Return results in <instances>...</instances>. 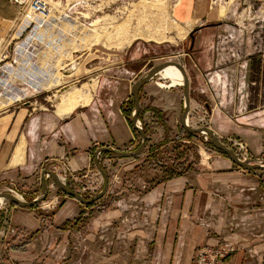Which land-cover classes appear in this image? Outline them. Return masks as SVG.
I'll return each mask as SVG.
<instances>
[{
    "label": "rangeland",
    "instance_id": "obj_1",
    "mask_svg": "<svg viewBox=\"0 0 264 264\" xmlns=\"http://www.w3.org/2000/svg\"><path fill=\"white\" fill-rule=\"evenodd\" d=\"M183 1L62 0L63 6L54 8L47 18L44 17L35 24L25 23V19L21 17V22L25 23V31L20 39L13 41V32L0 43V126H4L2 121L7 114H13L16 119L20 111L32 112L33 116L24 122L22 128L28 130L37 116L42 122L46 117L44 115H55L59 100H67L69 95L65 94L58 100L56 96L69 89L71 93L79 90L82 97L91 96L92 100L95 97H121L122 100L130 97L133 100L132 89L137 81L155 66L173 62L185 68L190 80L189 126L194 129L209 127L216 130L221 142L235 153H241L240 144L245 143L251 155L255 159L260 158L259 165H264V155L254 151L251 143L238 134L236 128L217 131L218 124L226 121V116L233 121L237 119V112L242 111L238 110L242 102L247 103L248 100L249 112L264 110L262 71L256 69V64L253 63L250 65L251 70L246 71L243 66L242 73L236 72L239 64L245 65V55L264 52V13L255 14L259 7L252 13H245L241 6L243 0H232V3L227 4L223 0L214 9L219 12L222 7L225 8L224 17L220 21L190 26L176 16ZM187 2L188 0L185 1ZM202 31L206 32L202 34ZM208 32L211 36L204 34ZM192 34L194 40L191 39ZM202 42L208 49L213 47L214 51L205 62V56L200 52ZM215 52L216 56L213 54ZM209 57L215 59V65L213 61L210 62ZM161 84L168 86L170 83L157 75L140 90L139 122L144 133L145 130L147 132V144L141 156L128 158L132 165L136 164L134 170L123 169L118 174L116 163L122 159H107L112 156L106 154L108 152L101 153L100 157L104 161H99V164L107 173L109 184L112 181L114 186L117 185V192L111 195L108 191L103 197L105 201L100 202L102 198L88 207L90 205H83L65 194L55 186L50 176H46L49 195L43 203L36 206L43 218L41 222L44 228L34 235H37L39 250L45 248L46 232L50 233V241L51 237L54 241L59 238L60 231L51 236L52 230L56 229V213L67 204L74 203L82 205L79 206L82 211L73 221L62 225L61 230L71 237L66 254H63L62 264H153L157 251L155 245H141L136 238L143 214L137 208L132 210L126 206V202L141 198L161 183L189 177L198 171L197 167L211 169L207 162L214 157L224 156L211 144L210 137L205 140L206 134L191 138L187 136V131L179 122L185 106L184 89H168L161 87ZM128 106L129 110H133L131 118H128L126 111L124 115L133 128L135 107L132 103ZM219 106L223 111L222 117L215 113ZM79 110L80 108L76 111ZM71 115L65 119H69ZM230 124L231 127L235 126ZM134 133L136 137L123 151L132 152L141 145L140 134L135 129ZM16 144L13 141L0 144V155L11 154ZM102 148L109 147L98 148L93 155L94 161L96 152ZM153 153L156 154L155 161L150 158ZM200 164L203 166H199ZM167 168L179 170L181 175L170 177ZM67 169L72 172L70 167ZM45 170L54 172L53 165L40 170V178L32 187L23 185L14 177L0 176V193L16 192L26 202L40 198L42 173ZM239 170L249 173L240 167ZM75 173L79 174L78 177L70 176L66 183L71 191L89 199L103 189L104 178L96 165ZM256 174L261 180L259 190L262 195L258 199L261 202L257 203L260 208L254 207L258 208L255 212L251 207L246 214L252 215V221L256 220L253 226L255 229L248 231L247 228L240 234L239 228L235 226L234 231H231L232 235L235 234L232 239L228 238L230 240L219 246L198 247L193 260L201 247L222 246L224 249H232L231 255L243 254L244 264H264V219L259 220L256 215L264 211V171ZM108 195L110 196L105 198ZM116 199L122 201L119 205L123 208L119 218L112 221V226H103L105 228L94 232L88 230L87 226L91 222H110L106 214L113 209L112 204H115ZM17 209L23 208L8 201L1 207V238L18 234L19 231L13 225V213ZM6 210L10 212L8 222L5 220ZM232 217L234 219L233 215ZM262 217L264 218V213ZM26 238L29 241L33 237ZM141 248L147 251L143 255ZM193 260L190 264H195Z\"/></svg>",
    "mask_w": 264,
    "mask_h": 264
},
{
    "label": "crops",
    "instance_id": "obj_2",
    "mask_svg": "<svg viewBox=\"0 0 264 264\" xmlns=\"http://www.w3.org/2000/svg\"><path fill=\"white\" fill-rule=\"evenodd\" d=\"M185 1L176 11V16L190 26H198L197 24L203 26L206 22L220 21L224 17L225 8L222 7L217 12L214 10L217 7H212L211 0H188L187 3ZM21 20L19 10L10 0H0V43L9 38L13 32L11 39L13 41L20 39L25 31L23 27L25 23ZM203 32L206 31L200 33ZM204 34L211 36L210 32ZM204 45L202 42L200 52L206 57H203L205 62L208 55L214 51L213 47L208 49ZM213 54L216 56V52ZM219 55L218 53V61ZM209 58L215 65V59ZM245 59V65L239 64L236 72L242 73L244 67L248 71L250 65L254 63L256 69H260L264 76V52L245 55ZM65 94L69 95L68 99L59 100L55 115H44L46 117L42 122L37 116L28 130H22L24 122L34 113L20 111L16 119L13 114L3 117L4 126H0V144L12 143V141L19 144L15 145L11 154L0 155V176L14 177L23 185L32 187L40 178V170L47 165L54 167L64 163L72 171H84L95 165L93 155L98 148L107 146L123 151L129 147L136 137L134 128H131L124 115L130 97L123 100L121 97H95L92 100L91 96L82 97L79 90L71 93L69 89L56 96L57 100ZM78 108L80 110L76 111ZM238 110L242 111L237 112V119L233 121L226 116V121H220L218 124L217 131L236 128V132L251 143L254 151L264 155V110L249 112L248 100L247 103L242 102ZM215 113L222 117L223 111L220 106ZM69 115L71 117L65 119ZM230 123L235 126L231 127ZM126 160L130 159L117 161L115 169L118 170V174L123 169L134 170L136 164L132 165L131 160ZM207 163L211 169L197 167L198 171L189 177H179L161 183L141 198L126 202V206L132 210L137 208L140 214H143L136 238L141 245H155L157 251L154 254L153 264H190L198 247L219 246L224 241L232 239L235 234L232 235L231 231H234L235 226L239 228L240 234L247 228L248 231L255 229L253 226L256 220L252 221V215L246 214L251 207L255 212L260 208L257 206V203L261 202L259 200L262 195L259 190L261 188L259 176L253 172H242L228 156L214 157ZM131 176L133 177L134 173ZM114 185L111 181L109 187L111 195L117 192V185ZM103 201L104 198L100 202ZM114 201L116 202L112 204L113 209L105 213L110 222L101 223L98 220L91 222L87 226L88 230L94 232L105 228L103 226H112V221L119 218L123 208L119 205L122 203L121 200ZM79 206L82 205L69 203L56 213L54 220L56 229L52 230L51 236L54 232L60 231L59 238L54 241L51 237L50 241L48 239L50 233L46 232L45 248L42 250H39L37 235L34 236L44 229L41 222L43 218L39 215L36 206L14 211L13 225L19 232L16 236L0 237V262L8 264H54L55 262L56 264L57 261V264H62L63 254H66V247L70 245L71 238L61 230L62 225L80 215L82 207ZM263 213L264 211L256 214L259 220L264 219ZM26 237L35 239L30 238L26 241ZM24 244L25 247H22ZM143 252L147 251L141 248V255ZM242 255L241 253L231 255L226 260V264H244Z\"/></svg>",
    "mask_w": 264,
    "mask_h": 264
},
{
    "label": "water",
    "instance_id": "obj_3",
    "mask_svg": "<svg viewBox=\"0 0 264 264\" xmlns=\"http://www.w3.org/2000/svg\"><path fill=\"white\" fill-rule=\"evenodd\" d=\"M169 65H173L177 69H179V71H181V73L183 75V79H184L183 89H184L185 106H184V112L179 119L181 126L190 134H194V135L206 134L208 137H210L211 144L218 151L225 153L231 159V161H233L240 168H242L246 171H249V172H253V173L263 172L264 171L263 165L252 163L251 161H241L237 157L235 152L233 150H231L229 147H227L223 142H221L218 135L209 127L194 129V128L189 126V124L187 123V121H188L187 119H188V116H189L190 111H191V97H190V83H189L190 80H189V77L187 75V71L185 70V68L181 64L171 63V62H166V63H163L161 65L155 66L144 77H142L139 81H137L135 83V85L133 86L132 96H133V100H134V104H135V109H134V113L132 116V125H133V128L141 136V139H142L141 145L135 151H132V152L116 151V150H112L109 148H102L96 152V155L98 153L108 152V153L112 154L111 158H113V159H128V158L139 157L143 154V152L145 151V148H146V144H147V137H146V134L144 133L143 129L141 127H139V114H140V110H141L140 98H139L140 90L142 89L143 86L148 84L155 76L159 75L161 73V71ZM99 161L100 160L96 158L95 159V165H96L98 171L102 174V176L104 178V187L98 195L91 197L89 199H86L82 195H80L74 191H71L63 182H61V180L59 179V176L55 172L47 171V170L43 171V173H42V196L40 198H37L36 200H33L31 202H26V201L19 200L15 195H13L11 193H0V198H3L4 200H6V201H8V202L20 207V208H23V209L33 208V207L39 205L40 203H43L49 195V186H48V181L46 179V176L48 175L53 180L55 186L57 188H59L61 191H63L65 194L72 197L74 200L78 201L79 203H81L83 205H91V204L101 200L108 193L109 186H110L109 177H108L107 173L105 172V170L100 166ZM0 264H8V263L0 262Z\"/></svg>",
    "mask_w": 264,
    "mask_h": 264
},
{
    "label": "built area",
    "instance_id": "obj_4",
    "mask_svg": "<svg viewBox=\"0 0 264 264\" xmlns=\"http://www.w3.org/2000/svg\"><path fill=\"white\" fill-rule=\"evenodd\" d=\"M10 1L14 6L17 7L22 18H24L25 20L27 19V21H30V23H33V24L36 23V22H33L32 20L33 15L44 16L49 13L50 4L48 3L47 0H10ZM221 1L223 0H211V5L214 6L218 2H221ZM241 6L244 7L245 13L246 12L252 13L254 12V10H256V7H259L255 14L263 15L261 11L262 9H264V0H243L241 3ZM262 20H264V15H263ZM139 127H141L140 122H139ZM204 138L205 140H208L209 137L207 136ZM240 150H241V153H235V154L241 161H251L252 163L260 164L259 163L260 158L255 159L256 157L254 158V156L251 155L245 143L240 144ZM100 156H101V153H98L97 155H95L97 159L103 162L104 160L101 159ZM107 159H113V158L109 157ZM53 168H54V172L59 176V179L61 180V182H63L65 185L70 176L77 178L79 175L75 173L77 171H72V172L69 171V169H67L64 163L61 166H54ZM84 177L86 176L84 175ZM53 187L54 186H52V188ZM83 189L85 190V188ZM10 193L13 194L14 192L10 191ZM5 214L7 215L5 220L8 222L10 212L6 210ZM232 252H233L232 249H224L222 246L217 247V248L216 247L211 248L208 246L201 247L198 250V253L193 261L195 262V264H226V259L231 255Z\"/></svg>",
    "mask_w": 264,
    "mask_h": 264
},
{
    "label": "bare ground",
    "instance_id": "obj_5",
    "mask_svg": "<svg viewBox=\"0 0 264 264\" xmlns=\"http://www.w3.org/2000/svg\"><path fill=\"white\" fill-rule=\"evenodd\" d=\"M47 1L50 4V6H49V13L44 15L46 18L49 16V14H51V12L54 8L58 9L62 5V2H61L62 0H47ZM221 3H222V1L218 2L216 5H214L212 7H218ZM224 3H226V4L232 3V0H226ZM60 9H62V8H60ZM261 13H264V9H262ZM44 16L33 15L32 20H33V22H37V21L41 20L42 18H44ZM25 21L27 23L30 22V21H27V19ZM184 34H185V32L182 34V36ZM171 63H173V62H171ZM159 76L162 78V80L170 83L168 86H164L163 84H161V87H168V89H169V88H173V87H183V85H184V79H183V75H182L181 71H179V69H177L173 65H169L166 68H164L161 71V73L159 74ZM187 123H188V121H187ZM213 131L217 134V132L215 130H213ZM8 193H10V192H8ZM13 195H15L19 200L23 201L22 197L19 194L14 192ZM5 201L6 200H4L3 198H0V209L3 206V204L5 203Z\"/></svg>",
    "mask_w": 264,
    "mask_h": 264
},
{
    "label": "trees",
    "instance_id": "obj_6",
    "mask_svg": "<svg viewBox=\"0 0 264 264\" xmlns=\"http://www.w3.org/2000/svg\"><path fill=\"white\" fill-rule=\"evenodd\" d=\"M212 26H213V25H212ZM196 31H197V30H195V32H196ZM191 39L194 40V34L191 35ZM128 101H129V102H128V105H129V103H132V104H133V107H135V105H134V101L131 100V98H129ZM128 107H129V106L126 107L125 111L128 112V113H127V116H128V118L130 119V118H131V113L133 112V110H132V111H131V109L129 110ZM140 115H141V113H140ZM140 115H139V117H140ZM145 133H146V135H147L146 130H145ZM186 134H187V136L190 137V138H191V137H196V136H197V135L190 134V133H187V132H186ZM220 153H221L222 155H224V156H227L225 153H223V152H221V151H220ZM106 154L112 156L111 153H106ZM150 158H151V160L155 161V160H156V154L153 153V155H151ZM166 170H168V172H169V176H170V177H171L172 175H173V176L181 175V172H180L179 170L171 169V168H170V169L167 168ZM13 205H14V204H13ZM14 206H16V205H14ZM91 206H93V205H90V206H88V207H91Z\"/></svg>",
    "mask_w": 264,
    "mask_h": 264
}]
</instances>
